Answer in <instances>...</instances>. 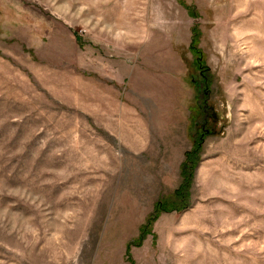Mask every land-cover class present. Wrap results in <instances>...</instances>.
<instances>
[{"label": "rangeland", "instance_id": "374dc122", "mask_svg": "<svg viewBox=\"0 0 264 264\" xmlns=\"http://www.w3.org/2000/svg\"><path fill=\"white\" fill-rule=\"evenodd\" d=\"M99 89L200 140L138 246L185 154L100 140ZM0 264H264V0H0Z\"/></svg>", "mask_w": 264, "mask_h": 264}, {"label": "crops", "instance_id": "0c3cea01", "mask_svg": "<svg viewBox=\"0 0 264 264\" xmlns=\"http://www.w3.org/2000/svg\"><path fill=\"white\" fill-rule=\"evenodd\" d=\"M79 88V87H78ZM87 89V88H86ZM100 90V89H99ZM95 94L86 92L85 102L77 101V109L84 104L83 112L91 119L93 124L99 129L100 140L113 139L119 146L123 147L130 155L142 154L144 152L152 153L154 149L161 151L162 154L183 155L187 151V124L184 121L185 134L182 142L181 121L169 120L157 122L149 128L144 123L142 117L143 111L133 109V103L130 101H119L115 95L102 92ZM91 101V104L88 102ZM81 103V104H80ZM82 105V107H84ZM85 115V116H86ZM86 116V117H87ZM148 129L150 131H148ZM114 143V144H115ZM110 143L104 141L97 147L103 148L102 153L110 152ZM96 147V146H93ZM101 152V151H100ZM181 159L177 158L175 162L167 163L168 169H176L179 173ZM164 178V175H162ZM165 183H169V179ZM154 204V203H153ZM153 207V206H152Z\"/></svg>", "mask_w": 264, "mask_h": 264}, {"label": "trees", "instance_id": "16d2710c", "mask_svg": "<svg viewBox=\"0 0 264 264\" xmlns=\"http://www.w3.org/2000/svg\"><path fill=\"white\" fill-rule=\"evenodd\" d=\"M199 145H200V140L195 142L192 151L185 153V160L180 166V177L182 181L177 187V189L174 191L173 200L169 203L166 202L165 200H159L155 202L154 207H153V213L147 219L145 225L142 226L139 230V236H138L139 243L138 244L136 243L137 246L143 240V237L146 234H149L150 232L146 230V227L149 228L151 223H153V221L158 218L160 213L171 212V211L180 212L186 209L188 205L187 199H188V190H189L190 180L192 177L193 168H195L197 164L195 157L200 149ZM127 258L129 259L128 254H127Z\"/></svg>", "mask_w": 264, "mask_h": 264}]
</instances>
